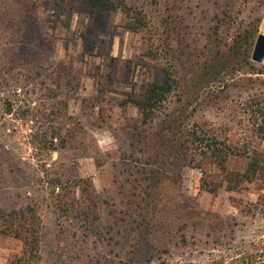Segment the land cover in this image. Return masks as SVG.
<instances>
[{
    "label": "rangeland",
    "instance_id": "rangeland-1",
    "mask_svg": "<svg viewBox=\"0 0 264 264\" xmlns=\"http://www.w3.org/2000/svg\"><path fill=\"white\" fill-rule=\"evenodd\" d=\"M112 2L88 13L79 0H0V264L24 250L18 224L37 240L31 264H264V140L247 112L264 101V64L193 104L190 124L240 145L226 171L196 154L135 182L143 126L123 103L254 33L250 60L264 0ZM79 178L95 196L90 225L69 200L82 199Z\"/></svg>",
    "mask_w": 264,
    "mask_h": 264
},
{
    "label": "trees",
    "instance_id": "trees-1",
    "mask_svg": "<svg viewBox=\"0 0 264 264\" xmlns=\"http://www.w3.org/2000/svg\"><path fill=\"white\" fill-rule=\"evenodd\" d=\"M79 1L83 12L99 13L113 8L112 0ZM127 28L132 31L138 30V27H134V25ZM253 36L254 33H247L246 39L250 38V41L244 40L225 51L217 49L212 57L205 58L200 63L196 64L194 61H190L189 69L192 71L187 80L172 75L166 69L165 76L160 82L150 83L139 96L123 101L125 104L138 108L139 121L143 126L141 129L143 134L139 139L142 145L140 157H147V162L140 163L138 158L134 162L135 165H131V169L134 170L131 174L143 176L139 179L136 178L135 182L141 181V178L143 180L151 178L150 180H155L158 183L162 178L161 175L165 174L163 172L165 170H162L161 166L175 165L180 162V169L183 165H187V162L196 154L213 159L221 170L226 171V162L229 156L239 154L238 146L240 147V145L227 139H219L211 127L210 129L207 125L196 120L190 124L194 113L193 104L199 99L201 90L222 84L224 76L229 72L239 71L243 67L245 70L254 69L253 63L249 60ZM226 52H230L233 58L230 59L226 56ZM174 92L175 98L171 104L169 96ZM167 103H170L171 106H167ZM247 107H249L247 112H249L252 133L264 140V101L256 98L255 100L250 99L247 101ZM157 111L163 113L159 118ZM152 124L154 126H150ZM147 127L151 131L146 132L145 128ZM138 162L140 165H137ZM255 164L254 161L249 164L248 172L252 171ZM137 175L136 177H138ZM76 182L80 183L79 186L84 184L81 188L82 199L69 200H73L75 203H72L73 208L79 210L84 223L88 222L90 225L93 223V216H96L95 221L98 220L95 196L86 179L79 178ZM50 186L56 188L55 184ZM213 191L215 190L211 189V192ZM63 194L62 189L57 193V198L61 201L64 197ZM31 227V224L26 226L18 224L10 227L11 234L23 241L24 250L20 256H15L9 264H31L33 261L37 240H35Z\"/></svg>",
    "mask_w": 264,
    "mask_h": 264
},
{
    "label": "water",
    "instance_id": "water-1",
    "mask_svg": "<svg viewBox=\"0 0 264 264\" xmlns=\"http://www.w3.org/2000/svg\"><path fill=\"white\" fill-rule=\"evenodd\" d=\"M250 61L256 64H264V20L260 26V31L255 38Z\"/></svg>",
    "mask_w": 264,
    "mask_h": 264
}]
</instances>
